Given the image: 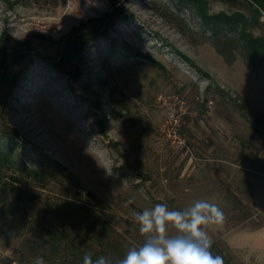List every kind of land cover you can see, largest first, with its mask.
<instances>
[{"label": "rangeland", "instance_id": "obj_1", "mask_svg": "<svg viewBox=\"0 0 264 264\" xmlns=\"http://www.w3.org/2000/svg\"><path fill=\"white\" fill-rule=\"evenodd\" d=\"M223 15L264 41L254 0H0V264L111 259L106 243H144L136 213L198 200L225 215L213 255L264 264V61L234 37L230 62L216 51L205 22ZM94 19L101 33L60 59ZM85 216L100 243L77 237Z\"/></svg>", "mask_w": 264, "mask_h": 264}, {"label": "clouds", "instance_id": "obj_2", "mask_svg": "<svg viewBox=\"0 0 264 264\" xmlns=\"http://www.w3.org/2000/svg\"><path fill=\"white\" fill-rule=\"evenodd\" d=\"M139 232L145 237L139 247L129 248L115 264H223L211 252L212 239L207 229L221 225L225 220L223 210L206 200H198L183 210H170L166 204H156L134 216ZM174 229L169 235L168 229ZM35 264H45L37 258ZM83 264H113L105 256L93 259L85 253Z\"/></svg>", "mask_w": 264, "mask_h": 264}, {"label": "trees", "instance_id": "obj_3", "mask_svg": "<svg viewBox=\"0 0 264 264\" xmlns=\"http://www.w3.org/2000/svg\"><path fill=\"white\" fill-rule=\"evenodd\" d=\"M221 2H231L232 0H219ZM260 6L263 5L264 0H254ZM256 13L259 15V9H254ZM206 27L208 30H210L212 37H214L215 40H217L214 43V47L216 51L222 55L225 60L230 62V60L227 57L228 52L226 51V46H229L230 43L228 42V38H236L240 41H242L243 49L242 52L247 55V57L250 59V63L253 67L257 68L259 65L264 61V41L260 37H253L252 34L247 32L246 28V21L242 20L234 22L232 21L231 17H226L225 15L217 17V18H211L209 21H206ZM87 27L88 32L86 34H80L76 32L70 33L67 37L62 39L63 46H62V54L60 59H65L64 56L67 57V59H70L71 57L77 56L80 54L82 48L87 43V40L93 36H97L101 33V30L105 28V25L103 23L102 19H94L90 20L89 22H83L81 23L80 28ZM231 34V35H230ZM229 35L231 37H229ZM228 40L226 43L219 42L222 39ZM239 42V41H238ZM11 65V59L5 55L3 58V61L1 63V68H4L5 71L10 68ZM11 164V159L8 154L3 153V151L0 150V205L3 204L7 198L8 194L6 191V188L4 186L5 181V170L9 167ZM97 219H91V216H85L81 220L80 224L81 227L79 228L80 231H76V234L78 233L77 237L83 238L84 240H87L88 237L91 238L90 241L95 239V243H100L101 236L95 232L96 227V221ZM53 234H50V238L54 239ZM86 242V241H83ZM93 242V241H92ZM75 244V243H74ZM108 246L112 247V254L113 257H110L113 261H117L120 258H123L122 255L125 254L123 249L113 247L110 245V243H106ZM78 246V245H77ZM213 249V246H211V250ZM89 251H80L79 247H77L76 252L70 251L71 256V263L72 264H83V256L85 253H88ZM90 253H92L90 251ZM93 259L99 257V254H93ZM79 261V263H77Z\"/></svg>", "mask_w": 264, "mask_h": 264}]
</instances>
